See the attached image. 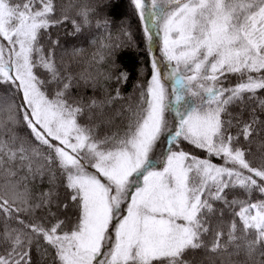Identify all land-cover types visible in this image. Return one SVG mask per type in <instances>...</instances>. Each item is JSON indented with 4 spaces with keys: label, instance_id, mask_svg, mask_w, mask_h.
Here are the masks:
<instances>
[{
    "label": "snow or ice",
    "instance_id": "obj_1",
    "mask_svg": "<svg viewBox=\"0 0 264 264\" xmlns=\"http://www.w3.org/2000/svg\"><path fill=\"white\" fill-rule=\"evenodd\" d=\"M127 3L0 0V264H264V0Z\"/></svg>",
    "mask_w": 264,
    "mask_h": 264
},
{
    "label": "trees",
    "instance_id": "obj_2",
    "mask_svg": "<svg viewBox=\"0 0 264 264\" xmlns=\"http://www.w3.org/2000/svg\"><path fill=\"white\" fill-rule=\"evenodd\" d=\"M122 5L123 7L121 8V12H129V6L127 3V0H122ZM129 21L132 24L133 32L135 33L138 30V25L136 23V20L134 17L129 16L128 17ZM55 35H57L54 32V38ZM61 39H63V34L62 32L59 33ZM87 54L90 55L91 50L86 48ZM158 52V51H157ZM157 55V53H156ZM148 59H149V53L147 51V45L146 43L141 42L139 49L136 47L127 49L126 54L124 56V63L129 69H139L141 67H144L145 69H148ZM134 80L137 77L136 71L132 72ZM131 92V82L127 88H125V94H129ZM46 187V186H45Z\"/></svg>",
    "mask_w": 264,
    "mask_h": 264
},
{
    "label": "rangeland",
    "instance_id": "obj_3",
    "mask_svg": "<svg viewBox=\"0 0 264 264\" xmlns=\"http://www.w3.org/2000/svg\"><path fill=\"white\" fill-rule=\"evenodd\" d=\"M157 53V56H159V52H156Z\"/></svg>",
    "mask_w": 264,
    "mask_h": 264
}]
</instances>
